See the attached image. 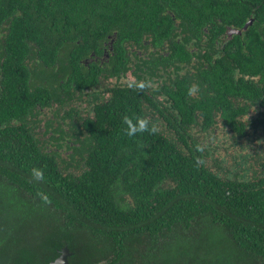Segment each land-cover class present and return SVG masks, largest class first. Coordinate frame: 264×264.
Returning a JSON list of instances; mask_svg holds the SVG:
<instances>
[{
    "label": "trees",
    "instance_id": "1",
    "mask_svg": "<svg viewBox=\"0 0 264 264\" xmlns=\"http://www.w3.org/2000/svg\"><path fill=\"white\" fill-rule=\"evenodd\" d=\"M111 40L108 66L83 65ZM145 43L162 53L145 58ZM129 54L138 80L188 67L191 56L198 65L148 93L99 95L100 79L130 70ZM192 80L195 97L187 95ZM92 93L93 118L71 128L81 146L70 158L83 167L64 173L65 161L46 146L69 147L68 132L59 124L41 142L33 119L53 106L57 115L63 96ZM160 96L163 108L154 103ZM144 103L164 130L124 136L122 117H145ZM253 107H264V0H0V179L51 223L46 235L16 241L8 261L0 249V264H49L63 247L69 264H264V157H255L264 152V118H240ZM219 118L227 136L215 133ZM33 167L45 170L44 182L32 180ZM77 234L86 243H74ZM182 237L192 243H163Z\"/></svg>",
    "mask_w": 264,
    "mask_h": 264
},
{
    "label": "flooded vegetation",
    "instance_id": "2",
    "mask_svg": "<svg viewBox=\"0 0 264 264\" xmlns=\"http://www.w3.org/2000/svg\"><path fill=\"white\" fill-rule=\"evenodd\" d=\"M112 43H113V40H111V42L104 43V47L101 49L100 53L91 52L87 57L83 58L82 59L83 65L87 67L88 69H89V66L93 64H98L100 68H103L106 65L108 66L111 62V58H113L112 47L110 46L112 45ZM145 44L149 47V50H146L143 53L145 58H147L151 54L157 55L159 53H162L159 49H156L150 46L149 43H145ZM132 57L133 56L131 54H129L127 57V60L129 62L127 66L128 68H130V70L126 72L125 76L119 79L109 78L108 80H105V81L103 79H100L101 80L100 88L96 89L99 95L101 93L107 99L110 96V93L109 92L107 93V91L111 89H118V88L128 89L129 88L128 85L133 82L134 78L138 80L134 74L136 68L134 65H132V61H133ZM197 65H198V62H197L196 57L191 56L190 65L188 67L182 66L183 70L181 69L177 71L175 67H170V68L160 67L161 70L158 71L155 77L152 78V81H150L151 86L145 89L146 93H148V91L152 89V87H155V86L159 87L160 83H163V81L165 80L168 81L169 78H171L172 80H175L178 74L183 76L185 74V70L187 69H190L191 73H194V68ZM195 81L196 80H192L190 84L195 83ZM91 92L92 91H88V93H91ZM93 94L94 93H92L90 96H87L88 94H86V95H83L79 100L73 99L71 101H66L69 99L63 96V100H65V104L62 106V108L58 109L59 112L57 115H55L56 106H53L52 108L44 109L42 114H40L37 118L33 119L37 125L36 129L34 130L35 135L41 142H44V141L49 142L51 138L52 130L59 124L66 129V132H68L69 135L66 137V143L70 145L69 147H66V144H63V142H61L62 144L60 145L61 147L57 149L56 147L59 146V143L58 142L54 143L53 141L50 142V146L44 145L47 147V149L49 148V150L50 149L53 151L57 150L59 153V158L65 161L66 163H70V165H65V162H63V164L61 165V167H64V169L66 168L65 169L66 172H68L69 169H73V166L71 164L74 165V169H76V171L80 170L83 167V161H81V158L79 156L75 155L74 160L70 158L72 154L74 153V150L72 148L74 146L76 148H79L81 146L79 143L75 142L76 133L73 130H71V128H74L73 126L76 123L79 126V124L82 125L84 120L93 118L94 116L93 104L91 102ZM75 95H77V92L75 93ZM157 100L158 101H155L154 103L156 105H160L158 106L159 108H163L161 107L163 106L162 96L157 97ZM71 108H73L74 110H70ZM143 110L146 114L145 117L148 118L151 122H153L156 125L157 130L163 131L164 128L162 127V125L154 121V117L153 119L151 117L152 113H155L156 109L153 106H151L150 103H144ZM262 114H263V117H262ZM197 117H198V114L196 113L194 115V118L196 119ZM155 118H158V117H155ZM240 118L243 122L244 121L248 122L251 119L259 121L260 119L264 118V107L260 109L253 107L252 110L249 111L247 115L242 113ZM215 120H216L215 126L217 127V129L215 130V133L217 134V136L219 137L227 136L229 133L226 131V128L222 127L224 124L223 121L220 118L215 119ZM37 121H39V123ZM46 127H49L48 128L49 133L46 131L47 130ZM40 128H42V130ZM208 130L211 131L212 129L208 128ZM64 152L66 154L67 160L62 158V154ZM255 157L256 159L260 158L261 160V158L264 157V152L263 153L261 152L258 155L255 154ZM260 160L258 159V162Z\"/></svg>",
    "mask_w": 264,
    "mask_h": 264
},
{
    "label": "rangeland",
    "instance_id": "3",
    "mask_svg": "<svg viewBox=\"0 0 264 264\" xmlns=\"http://www.w3.org/2000/svg\"><path fill=\"white\" fill-rule=\"evenodd\" d=\"M40 129L42 130V128ZM228 147L229 144H227L225 148ZM248 147H249L248 150L255 151V149L259 147V143L256 145H248ZM239 148L240 146L236 147V149L233 150V153L236 152V150H239ZM228 153H230V150H228ZM225 154H226L225 151L221 149L219 150L217 156L219 155L221 156L219 158H223V159L225 158L228 162L229 158ZM62 158L67 160L65 152L62 154ZM71 165L73 166V169H69L68 172L77 174L78 171L74 169L73 164ZM62 168L64 173H68L65 171L64 167ZM22 213L25 215L28 214L23 218L24 220L23 230H21L22 228H20L22 225L20 221L22 219L21 217ZM42 214L44 216H42ZM42 214L37 213L35 211L30 212L26 205L15 199L14 193L10 191V188L6 184V182L0 179V249H4L7 252L4 261H8L11 258L12 256L11 252L13 250L12 247L14 243H17L16 241H20V239L24 240L25 238L28 239L32 235H34L35 238H38L47 234V230L50 229L51 223L49 222V220H47L46 213H42ZM201 228L205 229L206 225L205 224L201 225ZM77 235L78 236L74 238V243H86V241L83 240L82 238L83 236H80V234ZM163 243H170L171 247L180 249L183 247L185 248V246H187L188 243H192V242L187 238L182 237L176 239L170 238L164 241ZM164 252L165 253L168 252L167 246H164ZM163 257L166 258L165 255ZM177 259H178L177 261L179 262L183 261L184 264H187V262L191 260L190 257H177ZM149 261L152 264H154L155 262L157 264H164V259L162 257L151 258Z\"/></svg>",
    "mask_w": 264,
    "mask_h": 264
},
{
    "label": "clouds",
    "instance_id": "4",
    "mask_svg": "<svg viewBox=\"0 0 264 264\" xmlns=\"http://www.w3.org/2000/svg\"><path fill=\"white\" fill-rule=\"evenodd\" d=\"M151 86L150 81L145 79L136 80L128 85L129 88H134L138 91H144ZM200 85L193 83L188 87L187 95L189 97L196 96L200 92ZM122 124L124 125L122 132L123 135L132 138L138 134L148 133L150 135L155 134L157 131L156 125L148 118L138 115H124L122 117ZM197 151H200V147L197 146ZM30 176L35 182L45 181V170L43 168L33 167L30 170ZM42 206H50L52 200L48 193L40 190L36 193ZM52 264H65L63 254L59 253L52 261Z\"/></svg>",
    "mask_w": 264,
    "mask_h": 264
},
{
    "label": "water",
    "instance_id": "5",
    "mask_svg": "<svg viewBox=\"0 0 264 264\" xmlns=\"http://www.w3.org/2000/svg\"><path fill=\"white\" fill-rule=\"evenodd\" d=\"M252 24V20H250L249 22H247V24L241 29V30H238V29H230L229 31V37L233 34H236V35H241L242 34V31H246V29L248 28L249 25ZM59 253H62L63 254V258H64V262L65 264H69V258L72 256V252L69 251V249L67 247H63ZM49 264H52V261L49 263Z\"/></svg>",
    "mask_w": 264,
    "mask_h": 264
}]
</instances>
